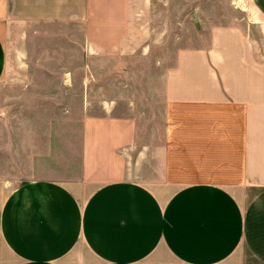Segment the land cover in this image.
<instances>
[{"label": "crops", "instance_id": "0c3cea01", "mask_svg": "<svg viewBox=\"0 0 264 264\" xmlns=\"http://www.w3.org/2000/svg\"><path fill=\"white\" fill-rule=\"evenodd\" d=\"M8 35L78 175L0 176V264H264V0H0V82Z\"/></svg>", "mask_w": 264, "mask_h": 264}, {"label": "rangeland", "instance_id": "374dc122", "mask_svg": "<svg viewBox=\"0 0 264 264\" xmlns=\"http://www.w3.org/2000/svg\"><path fill=\"white\" fill-rule=\"evenodd\" d=\"M6 40L7 68L0 82V176L75 178L78 126L73 119L80 112L74 108L78 96L58 92L64 86L60 76L30 60L17 46V37L8 35Z\"/></svg>", "mask_w": 264, "mask_h": 264}]
</instances>
